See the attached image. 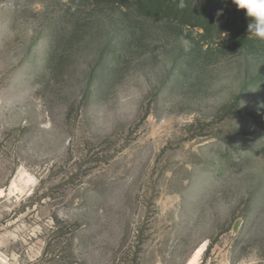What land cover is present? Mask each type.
I'll use <instances>...</instances> for the list:
<instances>
[{
  "label": "rangeland",
  "instance_id": "374dc122",
  "mask_svg": "<svg viewBox=\"0 0 264 264\" xmlns=\"http://www.w3.org/2000/svg\"><path fill=\"white\" fill-rule=\"evenodd\" d=\"M180 11L0 0L3 264H264V40Z\"/></svg>",
  "mask_w": 264,
  "mask_h": 264
},
{
  "label": "trees",
  "instance_id": "16d2710c",
  "mask_svg": "<svg viewBox=\"0 0 264 264\" xmlns=\"http://www.w3.org/2000/svg\"><path fill=\"white\" fill-rule=\"evenodd\" d=\"M184 3L185 7L180 8V0H159V6L166 4L171 11L181 10L192 15V24L206 32L225 34L249 31L250 18L232 0H184ZM218 12H222V15L218 16Z\"/></svg>",
  "mask_w": 264,
  "mask_h": 264
},
{
  "label": "clouds",
  "instance_id": "9594fccd",
  "mask_svg": "<svg viewBox=\"0 0 264 264\" xmlns=\"http://www.w3.org/2000/svg\"><path fill=\"white\" fill-rule=\"evenodd\" d=\"M232 2L240 9L246 12L250 18L248 25L249 34L260 40H264V0H232ZM180 8L185 7L184 0H180ZM217 15H222L218 12ZM187 46L189 42L183 41Z\"/></svg>",
  "mask_w": 264,
  "mask_h": 264
},
{
  "label": "crops",
  "instance_id": "0c3cea01",
  "mask_svg": "<svg viewBox=\"0 0 264 264\" xmlns=\"http://www.w3.org/2000/svg\"><path fill=\"white\" fill-rule=\"evenodd\" d=\"M0 250H1V246H0ZM3 254L1 253V251H0V264H3L4 263V261H3V258L1 257Z\"/></svg>",
  "mask_w": 264,
  "mask_h": 264
}]
</instances>
